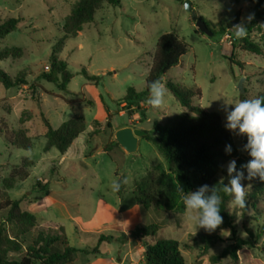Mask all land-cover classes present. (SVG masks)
I'll return each instance as SVG.
<instances>
[{"label": "rangeland", "instance_id": "1", "mask_svg": "<svg viewBox=\"0 0 264 264\" xmlns=\"http://www.w3.org/2000/svg\"><path fill=\"white\" fill-rule=\"evenodd\" d=\"M78 1L0 0V18L21 20L16 32L0 39V53L10 48L23 50V57L20 59L0 60V69L12 77L24 73L27 80L26 86L13 89H6L0 82V128L24 129L33 143L30 151L11 147L0 132V189H3V183L14 166L21 165L25 159L32 160L34 166L30 169V177L25 182H19L13 190L7 191V194L12 200H21L22 208L39 219L43 216L35 212V209L42 194L49 189L55 197H59L57 192L62 190L59 176L72 183L73 192L85 183L88 184L87 191L92 187L96 192H107L111 189L112 181L116 179L113 171L118 168V178L127 179L125 196L131 198L133 181L144 177L152 165L167 168L166 161L155 145L145 138L140 140L138 152L135 154H128L123 158L111 154L114 160L110 156L99 154L96 158L97 165L95 161H86L90 166L96 167L94 170L87 171L88 169L77 163L73 169H76L79 175H86L77 183L63 168L57 170L58 176L55 175V161L50 159L59 156L56 149L50 154L44 152L48 130L43 116L55 130L69 120L83 118L87 127L81 136H115L113 128L93 127L95 120H100L105 125L108 109L114 128L130 126L155 136V123L163 125L169 119L185 115L187 112L167 87L164 106L154 110L146 103L143 106L146 117L139 115L137 121H132L130 112L125 109L122 111V103H119L129 88H134L138 93L145 91L155 47L162 35L174 33L189 46L188 54L181 59L178 66L166 74L163 82H173L188 89H199L202 95L193 99V105L220 115L224 129L225 102L254 99L264 92V57L242 51L240 39L235 37L234 31L224 30L223 22L233 20L237 14L238 24L243 21L247 28V17L252 8V4L247 0H192L198 17L208 22L209 28L215 32L212 37L202 34L195 26L192 15L184 6L187 0H119L120 6L105 5L96 14L93 23L85 25L77 37L67 38L64 47L56 53L55 57L64 62L68 72L73 75L67 84L68 91H62L56 84L41 79V76L51 71L54 49L65 37V19ZM260 29L261 31L247 29L244 38L264 50V26ZM227 35L232 37V45L225 41ZM233 44L237 49L233 59L235 63L231 64L228 59L231 58ZM84 71L89 76L101 79L98 82L90 81ZM242 80L244 94L238 90ZM232 107L229 105V110ZM232 136L239 152L246 156L238 136L235 133H232ZM99 142L98 139L93 141L90 148H94L95 143ZM73 152L75 157H79L78 152ZM246 163L247 161L244 164ZM228 164L225 166L226 172ZM94 171H97L98 179L94 177ZM239 171L244 172L245 179L241 183L246 187L247 193L251 188L246 178L247 170L237 169V172ZM232 175L235 176L236 173ZM221 177H224L227 184L230 179L228 173L220 175ZM84 202H87L85 196ZM247 205V209H238L229 204L230 211L235 216L237 235L243 240L249 238L246 228L256 235L263 224V220L256 217V211L249 200ZM68 207L72 215L76 214L75 205ZM85 207L89 209L90 204L86 206L83 203L82 208ZM259 208H264V200L260 202ZM142 211L144 223L141 225L157 224L161 227L159 238L179 242L186 264H264V256L258 250V247L264 245V237L255 241L257 245L243 247L237 253V261L229 257L215 262L213 258L219 256L228 246L235 244L229 230H218L223 242L203 253L201 247L190 237L196 236L202 228H198L196 221L186 213L185 205L183 210L176 212H157L153 209ZM52 217H55V214ZM61 222L73 247L86 250L96 247L94 239L81 238V241L71 222L66 219H61ZM41 227L49 229L42 226V223ZM184 244H188V247L185 248ZM130 245L136 262L146 264L144 244L131 238ZM121 255L122 252H119L114 258L118 259ZM93 262V254H82L74 264Z\"/></svg>", "mask_w": 264, "mask_h": 264}, {"label": "trees", "instance_id": "2", "mask_svg": "<svg viewBox=\"0 0 264 264\" xmlns=\"http://www.w3.org/2000/svg\"><path fill=\"white\" fill-rule=\"evenodd\" d=\"M252 4L250 14L254 13V19L247 23L249 31L260 30L264 26V0H247ZM120 6L119 0H79L73 7L69 16L65 19L63 32L65 37L61 39L54 49L52 56V66L49 74H43L41 79L48 83H54L62 91L67 92V84L73 78L68 72L67 65L58 60L55 55L65 45V40L69 37H77L83 31L84 26L95 21L96 14L105 6ZM20 19L0 18V39H5L10 34L17 31ZM210 27L209 23L206 22ZM224 30H232L238 24V14L233 20L223 22ZM213 35L215 32L212 30ZM240 48L242 51L253 55L263 56L264 50L254 44L248 38H242ZM237 46L233 44L231 58L228 59L234 64L235 51ZM189 46L174 33L162 35L157 41L152 57L144 92H136L134 88H129L126 96L119 102L125 103L127 109L140 113L145 118V111L142 107L149 97L148 85L154 80L164 81L166 74L181 63V59L188 54ZM23 57L21 48H10L0 53V60L20 59ZM85 76L93 82H98L100 77L89 76L85 71ZM0 82L6 89L20 88L27 85L24 73L17 77H12L4 70L0 69ZM61 82V83H59ZM176 101L187 112L185 115L169 119L165 124H154L155 136L149 133L144 138L151 141L159 154L167 163V168L161 165H152L147 174L135 181L131 191V198L134 204L144 211L155 210L157 212H176L184 209L182 193L196 191L201 186L207 184L211 189L215 186L218 195L221 197V211L223 223L214 232H206L201 229L196 236L191 235L193 242L201 247L203 253L212 250L217 244L223 242L218 230H229L235 244L228 246L213 261L227 259L231 257L237 261V253L245 246L256 244L255 241L264 237V208L260 209V202L264 200V182L255 178L250 182L251 188L247 192V200L251 202L252 208L256 211V217L263 220L259 232L255 235L252 230L246 228L248 239L243 240L237 235V225L234 214L230 211L229 204L233 199L222 191L223 185L219 183L220 175L226 174L225 166L230 161H236V168L243 170L241 166L251 157L245 151L246 156L239 152L235 146L232 133L224 129L220 115L205 111L199 106L193 105L194 98L201 97L199 89H188L166 82ZM264 97V92L257 98ZM92 105V103L90 102ZM134 111H130V115ZM107 119L105 125L95 120L93 127L101 126L112 129V116L106 110ZM43 121L47 127L45 138L47 140L44 152L48 153L55 148L60 154H65L74 141L86 131L87 123L83 118H75L64 123L59 129H53L49 121L43 116ZM23 124L24 122L21 121ZM6 143L18 149L30 151L33 147L32 139L24 129L11 130L9 127L0 128ZM242 146L247 143L246 136H238ZM231 146L232 151H227ZM119 148L118 145H111L105 152L111 156V151ZM246 159V160H245ZM34 162L29 159L22 161L21 165L14 166L9 177L0 189V264H74L80 255H100V246L104 243H111L114 237L101 235L98 245L90 250H80L73 247L65 233L61 230L41 227L42 220L35 214L22 208L21 200H12L7 191L13 190L19 182H25L30 177V169ZM116 176H119L116 174ZM124 177L118 178L123 180ZM225 183V182H224ZM226 184V183H225ZM6 193H4L3 191ZM125 184H122L120 191L122 196ZM211 194V191L208 193ZM123 208V205H122ZM248 208V205L245 209ZM259 221L258 218H255ZM161 227L157 224L137 226L130 237L141 241L145 246L144 260L146 264H186L185 257L181 250V245L177 241L159 238ZM257 245V244H256ZM188 247V244H184ZM264 256V245L258 247Z\"/></svg>", "mask_w": 264, "mask_h": 264}, {"label": "crops", "instance_id": "3", "mask_svg": "<svg viewBox=\"0 0 264 264\" xmlns=\"http://www.w3.org/2000/svg\"><path fill=\"white\" fill-rule=\"evenodd\" d=\"M147 107L150 108V106ZM108 112L111 115L110 111ZM125 127L130 126L114 128L112 125L115 133L117 130ZM97 139L100 142L95 143L94 148H90L92 142ZM115 141V136H79L65 154L59 153V156L50 159L55 161V175L58 176L59 173L57 170L63 168L65 172H68L67 174L75 179L76 183L80 182L86 175H79L77 170L73 169V166L78 163L88 169L87 171L96 169V167L90 166L86 161L92 160L96 162L97 155L99 154H105L109 157L105 150L106 148H110L111 145L116 146L114 145ZM54 149L55 148L51 149L46 154L52 153ZM73 151L78 152L79 157H75L76 155H74L75 153ZM111 154H116L119 158L128 155L120 146L111 151ZM69 169L70 171H68ZM118 171V168L113 171L116 178L115 180H118V176H116ZM94 174V177L98 179L97 171H94ZM134 182L135 181L132 183V189ZM59 184L62 187V190L57 192L59 197H55L53 193L47 189L37 203L38 206L35 212L42 214V226L56 230L61 229L68 238L66 229L61 222V219H66L75 226L76 235L80 240L81 238L94 239L96 246L98 245L101 235L114 237L111 243H104L100 246V255H94L95 262L90 264H126V262L127 264H140L136 262L133 255V249L130 245V235L137 226L144 223V212L139 206L134 204L132 198H126L125 191L122 196H119L117 192L114 193L111 189H108L107 192H96L94 188L90 187L87 191L88 184L85 183L82 184L78 190L73 192V190H71L72 183L65 181L63 178H60V176ZM84 196L87 202H84ZM83 203L86 204V206L90 204V208H82ZM69 205H75L77 207L76 214L72 215L68 207ZM53 214H55V217H52ZM68 240L70 242L69 238ZM102 248L104 252H102ZM119 252H122L121 257L115 259L114 256L118 255Z\"/></svg>", "mask_w": 264, "mask_h": 264}, {"label": "clouds", "instance_id": "4", "mask_svg": "<svg viewBox=\"0 0 264 264\" xmlns=\"http://www.w3.org/2000/svg\"><path fill=\"white\" fill-rule=\"evenodd\" d=\"M254 19V13L249 14L247 21ZM235 37L242 39L247 34V28L242 21L233 26ZM149 97L146 103L154 110L161 109L165 104L166 84L157 79L149 85ZM233 107L229 110L228 106ZM223 111L226 113L225 128L236 136H246L247 143L244 145V151L248 153L251 159L241 167L247 170V179L249 181L259 178L264 182V97L241 100L235 103L225 102ZM227 151L231 153L232 148L228 146ZM227 173L230 177L227 184L224 183V177L220 178L219 183L223 185L222 191L231 196V205L238 209L247 207L246 187L241 183L245 179L244 172H237L236 161L232 160L228 164ZM236 173L235 176L232 174ZM127 179L113 180L111 190L119 192L122 184H126ZM250 186V185H249ZM183 203L186 213L191 219L195 220L198 228L206 232H214L223 223V217L220 214L221 197L218 195L215 186L211 189L205 184L196 191L185 193L182 188ZM209 191L211 194L209 195ZM224 232H222L223 234ZM230 235L229 232H227ZM227 235V236H228Z\"/></svg>", "mask_w": 264, "mask_h": 264}, {"label": "water", "instance_id": "5", "mask_svg": "<svg viewBox=\"0 0 264 264\" xmlns=\"http://www.w3.org/2000/svg\"><path fill=\"white\" fill-rule=\"evenodd\" d=\"M184 6L186 11L192 15V19L198 30L202 34L208 37H212L213 32L207 25L206 21L204 19L199 18L197 13L194 11L192 0H187ZM238 90L241 94H244L245 91L243 88V80L239 83ZM147 135H148L147 132L134 129L132 127L121 128L117 130L115 133L116 141L114 142V145H119L126 153L132 155L138 152L139 140Z\"/></svg>", "mask_w": 264, "mask_h": 264}, {"label": "built area", "instance_id": "6", "mask_svg": "<svg viewBox=\"0 0 264 264\" xmlns=\"http://www.w3.org/2000/svg\"><path fill=\"white\" fill-rule=\"evenodd\" d=\"M225 41H229L228 42V44L229 45H232V37L231 36H225ZM46 69L47 70H49V68L48 67H46ZM122 107V111L125 109V110H127V112H130V111H134L135 110V108H133V109H131V110H129V109H127V105L125 104V103H122V104H120ZM144 106V105H143ZM142 109H143V107H142ZM124 110V111H125ZM136 113H138V112H136ZM136 113H134V114H132V121H137L136 119H138L139 118V113L138 114H136Z\"/></svg>", "mask_w": 264, "mask_h": 264}]
</instances>
